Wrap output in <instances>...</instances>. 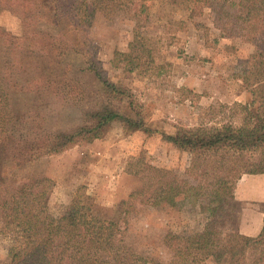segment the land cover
<instances>
[{"label": "rangeland", "instance_id": "1", "mask_svg": "<svg viewBox=\"0 0 264 264\" xmlns=\"http://www.w3.org/2000/svg\"><path fill=\"white\" fill-rule=\"evenodd\" d=\"M6 1L0 29L21 41L18 55L6 67L10 74L6 84L23 111L39 92L44 127L69 130L89 124L85 112L102 109L109 99L92 70L96 65L111 83L131 92L143 105L145 122L152 129L127 132L115 123L101 138L16 167L10 174L14 180L30 175L53 180L49 203L56 214L90 208L110 220L121 201L140 190L145 180H156L161 169L195 184L191 175L195 155L176 148L163 135L176 133L179 126L238 124L242 113L235 103L251 100L243 76L258 40L264 41V20H235L224 31L215 26L210 8L193 12L168 0H155L140 20L138 7L125 2L112 15L96 13L78 26L68 17L56 19L50 0H40L28 11L15 0ZM136 31L151 39L137 51L142 66L131 73L122 62L116 65L115 58L129 50ZM48 77L58 83L47 87ZM114 103L128 110L125 103ZM261 184L264 174L243 175L235 196L213 215L183 203V195L172 203L137 199L132 211L128 207L129 221L122 241L116 243L120 258L124 264L169 261L175 236L205 227L257 235L264 195L250 187ZM15 244L0 228V263Z\"/></svg>", "mask_w": 264, "mask_h": 264}, {"label": "trees", "instance_id": "2", "mask_svg": "<svg viewBox=\"0 0 264 264\" xmlns=\"http://www.w3.org/2000/svg\"><path fill=\"white\" fill-rule=\"evenodd\" d=\"M15 1L23 11H28L40 0ZM154 1L50 0V3L56 19L68 17L81 26L96 13L112 15L125 2L138 7L140 20L149 14ZM168 1L193 12L210 8L215 13V26L224 31H228L235 20L245 23L264 20V0ZM4 2L7 1L0 0V12L6 9ZM150 39L136 31L129 50L115 58L116 65L122 62L125 71L136 72L142 66L137 51ZM19 43L12 32L0 29V228L17 242L9 248L8 259L0 264H124L116 243L122 241L129 221L128 207L132 211L137 199L147 204L172 203L183 195V203L213 215L227 199L235 196L236 184L243 175L264 174V41L258 40L257 51L250 56L243 76L251 100L235 103L241 110V121L210 127L179 126L176 133L163 135L176 148L195 155L191 169L195 184L171 170L161 169L156 180H145L140 190L121 201L110 220L90 208L83 211L71 208L60 214L52 212L49 202L53 180L40 175L14 180L10 174L16 172V167L77 144L92 142L115 123L127 132H152V129L145 122L143 105L131 92L111 83L96 65L92 70L109 98L105 106L85 112L91 120L89 124L69 130L44 127L46 114L39 92L23 111L13 101L6 84L10 78L6 67L18 55ZM139 73L142 72L139 70ZM57 81L54 77L45 78L47 87ZM114 100L125 103L128 110ZM175 238L172 258L169 261L152 259L150 264H264V217L257 235L205 227Z\"/></svg>", "mask_w": 264, "mask_h": 264}, {"label": "crops", "instance_id": "3", "mask_svg": "<svg viewBox=\"0 0 264 264\" xmlns=\"http://www.w3.org/2000/svg\"><path fill=\"white\" fill-rule=\"evenodd\" d=\"M256 175H258V174H256ZM241 178H242V177H241ZM239 180H240V179H239ZM250 188H254L255 191L261 193V195H264V184H261V185H255V186L251 185ZM263 217H264V215H263ZM262 224H263V218H262ZM262 224H260L261 227H262ZM258 226H259V225H258ZM259 227H260V226H259ZM261 227H260V228H261ZM260 230H261V229H260ZM244 234H245V233H244Z\"/></svg>", "mask_w": 264, "mask_h": 264}]
</instances>
